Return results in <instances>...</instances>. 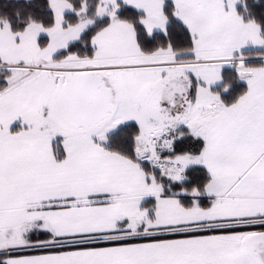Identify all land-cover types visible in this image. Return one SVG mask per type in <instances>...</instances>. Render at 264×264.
Listing matches in <instances>:
<instances>
[{"label":"snow or ice","instance_id":"6c2138e0","mask_svg":"<svg viewBox=\"0 0 264 264\" xmlns=\"http://www.w3.org/2000/svg\"><path fill=\"white\" fill-rule=\"evenodd\" d=\"M0 264H264V0H9Z\"/></svg>","mask_w":264,"mask_h":264},{"label":"trees","instance_id":"16d2710c","mask_svg":"<svg viewBox=\"0 0 264 264\" xmlns=\"http://www.w3.org/2000/svg\"><path fill=\"white\" fill-rule=\"evenodd\" d=\"M9 0H0V13L10 12Z\"/></svg>","mask_w":264,"mask_h":264}]
</instances>
